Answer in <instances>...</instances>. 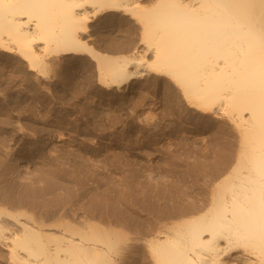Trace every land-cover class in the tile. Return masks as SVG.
Listing matches in <instances>:
<instances>
[{"label": "bare ground", "instance_id": "obj_1", "mask_svg": "<svg viewBox=\"0 0 264 264\" xmlns=\"http://www.w3.org/2000/svg\"><path fill=\"white\" fill-rule=\"evenodd\" d=\"M118 19L129 23V36L139 33L128 47L122 45L128 39L117 42V37L103 34ZM99 37L114 42L104 50L123 54L99 51L94 45ZM0 59L13 62L23 76H29L23 85L28 94L42 95L44 86L62 96L69 88L68 72L76 67L86 82L83 70L92 66L97 83L113 87L111 97L123 100L149 71L165 77L172 95L194 115L208 121L212 115H224L239 136L233 160L213 178L207 201L183 208L184 203L180 210L174 204L175 212L164 208L166 216L193 214L180 221L183 227L179 223L176 233L148 226L166 235L149 244L157 249L152 264H264V0H157L153 6L144 0H0ZM21 92L11 96L12 102L0 96V245L9 264H119L128 256L140 259L143 248L127 242L123 256L108 254L103 242L115 241L109 222L99 228L82 214L80 228L78 224L73 228L68 219L59 231L62 218L55 217L60 220L55 219L57 225L53 211L50 216L46 208L49 216L38 217L49 204H43L49 198L44 195L59 191L70 195L78 177L73 180L74 169L71 175L65 172L66 162L51 158L50 151L54 161L49 160V148L44 156V139L38 135L44 132L35 122L31 131L32 119L15 113V124L6 121L21 101L17 98ZM58 121L45 125L53 132ZM219 155L215 164L222 165L228 154ZM60 162L66 167L62 169ZM61 193L53 200L59 203ZM25 206H33V213L41 207L38 219L32 218L36 213L29 220L27 213L15 211ZM160 220L157 224L163 226ZM48 238L54 240L53 246Z\"/></svg>", "mask_w": 264, "mask_h": 264}, {"label": "rangeland", "instance_id": "obj_2", "mask_svg": "<svg viewBox=\"0 0 264 264\" xmlns=\"http://www.w3.org/2000/svg\"><path fill=\"white\" fill-rule=\"evenodd\" d=\"M156 1L144 0V3L153 6ZM109 25L106 26L104 35L108 36L109 34L113 38L117 37V42L121 38L128 39L124 43L122 42L123 44L119 42L118 45L122 44L128 47L133 43V38L139 37L137 30L134 32L136 35L130 34L129 36V30H127L130 28L129 23L123 20H115ZM99 39L100 37L94 42L95 47L98 45L96 48H99V51H103L105 46H114V42L105 43L104 40ZM99 43L102 46H99ZM104 51L113 55L123 54L122 51ZM18 69V65L13 62L0 59V96L3 98L5 96L12 102L11 96L14 93L15 95L21 91L23 93V97L15 96L21 101L12 109L11 119L6 120L3 116L1 119L9 121V123L12 120L11 124H15L14 120L17 117L13 114L19 113L21 118L28 116L29 120H33L30 121V128L35 122L34 125L37 124L38 129H43L41 132L44 134L39 133L38 135L44 139V141L41 139L42 145H44L42 146L44 156L47 155L45 151L49 148L47 153L50 151L49 153L54 155L51 156L48 153V159L51 156V158L56 157L55 159L58 161H65L69 168L68 171L66 166L59 163L62 169L65 168V172L69 174L73 169L74 172H78V174L72 172V175L70 173L71 176H75L74 179L72 177L73 180L77 177L84 179H81L82 182L80 179L73 181L76 186L73 184L74 192L70 191V195L66 191L69 196L66 194L67 196L63 195V197L62 191L53 195L45 194L44 197L47 195L49 198L42 197L44 198L43 204H49L43 207L44 210H41V207H36L35 209H40L37 212L34 210L36 213L34 217L31 215L35 214L33 206H25V208L22 207L23 210L21 208L15 211L27 213L33 219L40 218L43 213L42 217L47 218L53 211V214H56L52 215L54 222L55 219L58 222L62 218L61 221L59 220L60 225L56 226L59 231H61L62 224H65L64 221L68 219L74 223L72 225L68 220V224L77 228L76 224L81 225L79 217L82 214L88 217H84L86 219L91 218L90 223L99 226V228H102L105 222H109V229L111 227L115 241L114 245L108 240L103 242L102 245L108 249V254L116 252L123 256V253L126 252L124 246L127 242L131 245H140L143 248L142 257L133 260L131 256H128L126 260H119V264H152L157 249L150 247L149 244L164 239L166 235L156 234L155 230H149L148 226L159 225L160 229H166L165 231L169 234H174L175 230L179 228L177 226L193 214L177 218L176 216H166L168 214L164 215L162 212L170 208L175 212V207L180 210L179 208H182L181 205L184 203L186 204L183 205V208L190 204V206H194L193 203L199 204V202H203V199L204 201L208 200L211 183L218 175L217 172H222L227 165H230L233 155H235L239 136L233 129L234 126L221 113L214 117L210 116L209 119H212L209 121L208 117L194 115L186 104L179 100L178 102L172 95L173 91L167 87L168 81L165 77L157 76L149 71L145 72L140 84L134 86L129 97L121 100L111 97L113 87H102L97 83L96 71L92 66L85 67L83 70L88 81L85 82L81 79L80 70L78 71L75 67L68 72L67 84L69 88L65 89L62 96L55 93L54 90L51 94V89H48L50 91L48 92L47 88L43 86L44 90L40 89L43 91L41 92L43 94L39 95L40 97L28 94L29 91L23 88L24 81L29 80V76H23ZM36 90L39 91V89ZM55 118L59 121L58 125L54 124L52 132V129H48L46 127L48 124L45 125V123ZM32 130H34L33 127ZM33 132L38 133L39 130ZM14 147H16V143L13 145ZM224 151L228 155H225ZM61 153L62 155L65 153L63 156H66V159L62 155L59 157ZM219 153L227 157L222 165L221 163L215 164V160L220 156ZM76 157H78L77 160H80V164L77 163ZM51 158L49 160L54 161ZM71 158L74 159L71 160ZM69 160L71 161L69 162ZM71 163L73 164L71 165ZM74 164H77L78 167H75ZM73 165L74 168H72ZM79 167L83 169H81L82 173L78 171ZM70 169L72 170L70 171ZM88 172L92 174H87ZM93 175H95L94 178ZM120 179L123 181L121 182ZM121 185L125 189L123 187L121 189ZM58 193L59 195L61 193L63 197L59 199L60 204L57 202L58 198L55 197L58 196ZM53 198H57V200H53ZM50 200L52 202H49ZM69 205L72 206L69 207ZM46 208L49 210V215H47ZM158 208H161L162 211ZM29 209L32 210L29 211ZM25 210L26 212H23ZM158 210L161 216L158 214ZM39 213L40 215L37 217ZM56 216L59 219L55 218ZM81 217L83 218V216ZM32 218L29 220H33ZM49 218L48 220L53 222L51 217ZM158 218L161 219V223H165L163 226L157 224ZM175 224L176 226H174ZM107 225L109 224L107 223ZM55 230L58 231L56 228ZM48 239L46 241H49V245L53 246L54 240ZM8 261V254L0 245V264H9Z\"/></svg>", "mask_w": 264, "mask_h": 264}]
</instances>
